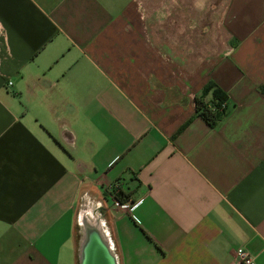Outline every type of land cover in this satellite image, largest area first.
I'll list each match as a JSON object with an SVG mask.
<instances>
[{
    "label": "crops",
    "instance_id": "crops-1",
    "mask_svg": "<svg viewBox=\"0 0 264 264\" xmlns=\"http://www.w3.org/2000/svg\"><path fill=\"white\" fill-rule=\"evenodd\" d=\"M87 229L117 264H264V0H0V264H79Z\"/></svg>",
    "mask_w": 264,
    "mask_h": 264
},
{
    "label": "trees",
    "instance_id": "trees-1",
    "mask_svg": "<svg viewBox=\"0 0 264 264\" xmlns=\"http://www.w3.org/2000/svg\"><path fill=\"white\" fill-rule=\"evenodd\" d=\"M208 94H210L209 97ZM226 93L215 83L209 82L202 92L195 96V114L202 118L210 127L215 128L226 115ZM121 202L122 198H116Z\"/></svg>",
    "mask_w": 264,
    "mask_h": 264
},
{
    "label": "water",
    "instance_id": "water-1",
    "mask_svg": "<svg viewBox=\"0 0 264 264\" xmlns=\"http://www.w3.org/2000/svg\"><path fill=\"white\" fill-rule=\"evenodd\" d=\"M86 241L79 243V264H117L109 243H104L98 232H85Z\"/></svg>",
    "mask_w": 264,
    "mask_h": 264
},
{
    "label": "built area",
    "instance_id": "built-area-1",
    "mask_svg": "<svg viewBox=\"0 0 264 264\" xmlns=\"http://www.w3.org/2000/svg\"><path fill=\"white\" fill-rule=\"evenodd\" d=\"M8 83L10 84L11 82H8ZM141 201L142 199L131 202V204H129L130 208H135L138 204L141 203ZM118 204L119 202L116 201V205ZM236 256H237L239 264H256L252 256L249 254V252L245 250L244 248H237Z\"/></svg>",
    "mask_w": 264,
    "mask_h": 264
},
{
    "label": "bare ground",
    "instance_id": "bare-ground-1",
    "mask_svg": "<svg viewBox=\"0 0 264 264\" xmlns=\"http://www.w3.org/2000/svg\"><path fill=\"white\" fill-rule=\"evenodd\" d=\"M110 245V244H109Z\"/></svg>",
    "mask_w": 264,
    "mask_h": 264
}]
</instances>
